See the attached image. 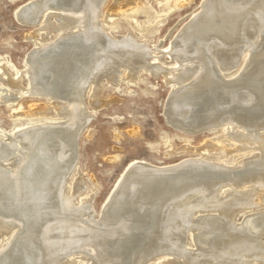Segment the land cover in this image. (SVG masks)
<instances>
[{
  "label": "bare ground",
  "instance_id": "obj_1",
  "mask_svg": "<svg viewBox=\"0 0 264 264\" xmlns=\"http://www.w3.org/2000/svg\"><path fill=\"white\" fill-rule=\"evenodd\" d=\"M105 1L32 0L15 14L36 29L22 69L0 57V104L26 121L0 130V264H264V0H203L167 60L160 44L114 35L141 4L104 14ZM142 73L165 77L173 127L222 134L175 164L134 161L96 214L83 173L68 183L90 121L80 109L88 89L97 111L105 81ZM24 96L49 104L23 110Z\"/></svg>",
  "mask_w": 264,
  "mask_h": 264
},
{
  "label": "rangeland",
  "instance_id": "obj_2",
  "mask_svg": "<svg viewBox=\"0 0 264 264\" xmlns=\"http://www.w3.org/2000/svg\"><path fill=\"white\" fill-rule=\"evenodd\" d=\"M31 1L0 0V57H4L18 70L23 68V60L33 50V42L27 37L36 26L22 24L16 19L15 14L19 8ZM115 1L106 0L102 12L105 14ZM134 1L141 4L145 10H140L132 17H127L123 12L119 13L115 21L114 35L122 37L128 34L131 38H135L137 44L138 41L146 40L148 47L142 46L147 49L160 44L159 50L166 54L165 60L178 30L198 12L203 2V0H191L184 6L161 15L158 13L160 6L168 1L173 3L174 0ZM119 2L124 4V0ZM122 10L125 11L126 8ZM104 29L105 35H103L107 37L106 34L110 33V30L106 26ZM145 56L149 57V54L146 53ZM103 81L105 78L102 79ZM23 82L26 83L25 79ZM104 84L101 99L110 102L107 106L96 111L87 103L89 89L85 95L80 112H87L90 121L77 139V160L68 179V183H71L78 170L83 173L81 178L83 184L94 190L92 201L96 214L115 189L126 167L134 161H148L154 166L175 164L183 158L193 156L208 139L222 134L217 130L212 133L201 131L188 135L173 127L171 123L173 120L165 115L168 113L165 105L168 102L170 88L166 85L163 75L154 78L142 73L135 84L125 80L107 83L105 81ZM19 101L23 110L33 104H49V101L43 97L24 96ZM24 124H26L25 120L14 123L10 110L0 104V130L8 133L15 126ZM179 124L183 123L179 122ZM187 142L189 143L186 144ZM222 142L231 147L228 140L222 139ZM183 147L186 150L182 154H174L173 151ZM242 215L239 214L236 219L240 220ZM191 241L192 238L188 234L187 244H191Z\"/></svg>",
  "mask_w": 264,
  "mask_h": 264
}]
</instances>
